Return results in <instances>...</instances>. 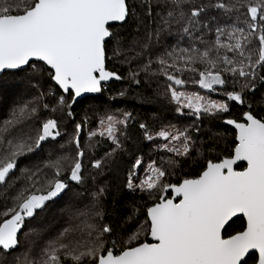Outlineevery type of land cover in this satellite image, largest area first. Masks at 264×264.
I'll return each instance as SVG.
<instances>
[{
	"label": "snow or ice",
	"instance_id": "obj_1",
	"mask_svg": "<svg viewBox=\"0 0 264 264\" xmlns=\"http://www.w3.org/2000/svg\"><path fill=\"white\" fill-rule=\"evenodd\" d=\"M9 79L32 94L0 122V264H264V0H0ZM112 81L177 122L106 109L82 144Z\"/></svg>",
	"mask_w": 264,
	"mask_h": 264
},
{
	"label": "trees",
	"instance_id": "obj_2",
	"mask_svg": "<svg viewBox=\"0 0 264 264\" xmlns=\"http://www.w3.org/2000/svg\"><path fill=\"white\" fill-rule=\"evenodd\" d=\"M109 67L111 68L112 65L109 64ZM121 71H123V69H121ZM14 80L17 81L16 84L10 83L8 86H0V122H2L5 118H7L9 112L19 100L28 99L32 94V90L26 86L27 83L24 84L23 82H18L19 79H14ZM4 87H9V89L3 90ZM155 87H156L155 83H153L152 88H148L147 86H143V85L140 87H137L135 85L129 86L126 82H113L107 86V89L102 96L85 98L83 100L78 101V103L74 106V112L76 113L75 119L77 121H82L84 119L85 112H87V116L90 121L86 125L84 129V133L82 134V140H81L82 144L87 139V131L97 126L98 115L108 106H113L114 108L117 109H125L131 111L133 113V116L137 117L138 120L145 121L152 126L158 127L161 121L163 122L172 121L173 123H176L177 121L173 119V116L175 114L169 111L171 106L168 105L166 100L162 98H158L153 94L152 89H154ZM122 89L128 90L126 98H117L116 100L108 99L110 96L116 95ZM192 90H196V89H192ZM213 96L214 98H217L215 97V95ZM138 97H143V99ZM233 111L234 114H238V109H234ZM133 130L135 131V129ZM212 130L220 131V132L233 131L230 127H227L226 129L219 121L214 122L212 126ZM227 139L230 140L231 136H228ZM221 147H223V143ZM148 151H149L148 147H144L143 154L146 155ZM137 154L139 155L141 153H137ZM43 155L44 153H41V156ZM21 166H23V164H21ZM18 174L19 173L17 172V175ZM140 174H143L142 170ZM173 182H175L174 179ZM114 191H115V184H111L110 192H114ZM133 198L134 197L132 196V194L129 193L126 189L119 193V200L121 204L127 201H131ZM135 198L138 199L139 197L137 196ZM111 199L112 197L110 195L109 206L111 205ZM1 203H3L2 198H0V204ZM44 220L47 221L46 219ZM54 220L56 221V223L58 222V218H55ZM241 223H242L241 219L236 220L234 223L231 224V227H228L227 231L232 232L238 229ZM46 224H49V222L45 223L44 225ZM59 227L61 226L57 225L55 228H59Z\"/></svg>",
	"mask_w": 264,
	"mask_h": 264
},
{
	"label": "rangeland",
	"instance_id": "obj_3",
	"mask_svg": "<svg viewBox=\"0 0 264 264\" xmlns=\"http://www.w3.org/2000/svg\"><path fill=\"white\" fill-rule=\"evenodd\" d=\"M18 82H22V81L18 80ZM10 83L16 84L17 81H15L14 79L0 80V86H8ZM23 83L26 84L27 82L23 81ZM5 89H9V87H4L3 90H5ZM190 90H192V89H190ZM98 97H100V96H98ZM106 109H117V108H114L113 106H108V107H106ZM105 110L101 111L100 114H102ZM67 131L68 132L72 131V125L71 124L68 126ZM66 200H67V197L58 201L59 203L52 205L49 212L38 217L37 220L34 221L31 226L36 227V228H41L45 223H48V222L53 224L55 227L57 225L63 226V218L61 216L60 210L64 207ZM3 203H4V201H3ZM3 203H1L0 205H2ZM55 218H58L57 223L54 220ZM44 219H46L47 221H45ZM24 230L27 231V228H25Z\"/></svg>",
	"mask_w": 264,
	"mask_h": 264
},
{
	"label": "water",
	"instance_id": "obj_4",
	"mask_svg": "<svg viewBox=\"0 0 264 264\" xmlns=\"http://www.w3.org/2000/svg\"><path fill=\"white\" fill-rule=\"evenodd\" d=\"M113 82H120V81H112V82H109L108 85H110V84L113 83ZM98 96H101V95H99V94H85L83 97L78 98V101L83 100V99H85V98L98 97ZM228 127H230V126H228ZM230 128H231V127H230ZM236 220H238V219L234 218V221H236Z\"/></svg>",
	"mask_w": 264,
	"mask_h": 264
}]
</instances>
